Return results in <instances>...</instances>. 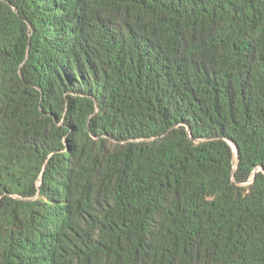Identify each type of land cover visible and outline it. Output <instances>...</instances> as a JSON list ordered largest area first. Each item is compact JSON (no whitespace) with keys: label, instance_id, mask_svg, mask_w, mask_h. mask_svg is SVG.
Returning <instances> with one entry per match:
<instances>
[{"label":"trees","instance_id":"obj_1","mask_svg":"<svg viewBox=\"0 0 264 264\" xmlns=\"http://www.w3.org/2000/svg\"><path fill=\"white\" fill-rule=\"evenodd\" d=\"M0 264H264V0H0Z\"/></svg>","mask_w":264,"mask_h":264},{"label":"water","instance_id":"obj_2","mask_svg":"<svg viewBox=\"0 0 264 264\" xmlns=\"http://www.w3.org/2000/svg\"><path fill=\"white\" fill-rule=\"evenodd\" d=\"M237 149V148H236Z\"/></svg>","mask_w":264,"mask_h":264}]
</instances>
